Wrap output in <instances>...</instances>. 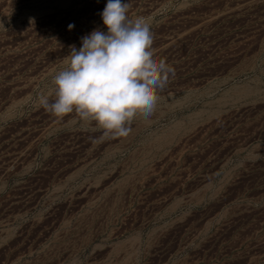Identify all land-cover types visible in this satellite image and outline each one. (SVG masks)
I'll return each instance as SVG.
<instances>
[{
	"label": "rangeland",
	"instance_id": "374dc122",
	"mask_svg": "<svg viewBox=\"0 0 264 264\" xmlns=\"http://www.w3.org/2000/svg\"><path fill=\"white\" fill-rule=\"evenodd\" d=\"M107 2L0 0V176L37 154L57 196L0 193V264H264V0H122L175 75L149 118L102 138L40 97L70 46L107 32Z\"/></svg>",
	"mask_w": 264,
	"mask_h": 264
},
{
	"label": "clouds",
	"instance_id": "9594fccd",
	"mask_svg": "<svg viewBox=\"0 0 264 264\" xmlns=\"http://www.w3.org/2000/svg\"><path fill=\"white\" fill-rule=\"evenodd\" d=\"M130 5L108 0L101 13L107 32L93 30L70 46L67 67L53 77L54 99L40 104L57 118L75 113L102 138L125 137L137 117L149 118L175 69L158 59L155 33L145 18L129 19ZM71 30L74 25H69Z\"/></svg>",
	"mask_w": 264,
	"mask_h": 264
},
{
	"label": "crops",
	"instance_id": "0c3cea01",
	"mask_svg": "<svg viewBox=\"0 0 264 264\" xmlns=\"http://www.w3.org/2000/svg\"><path fill=\"white\" fill-rule=\"evenodd\" d=\"M38 140V146L40 148L43 144L41 134H39L34 139V141ZM39 158V155L36 154L34 155L33 159H30V161L27 162L28 164L25 165L23 169L18 171L7 170L0 176V193L5 195L10 207L20 204H32L36 201L37 205H41L42 201H47L50 204L46 209L50 210L52 207L51 205L57 203V200L53 198V196H55L56 194H52L50 192L51 189H53V183L47 181V179L50 178L51 174L41 169L42 163L40 162ZM43 190L46 191L45 194H42ZM84 194L85 193H82V197L84 196ZM37 205L33 210H37ZM87 206L88 203L82 204L80 211L83 212L87 210ZM33 214L36 213L34 212ZM24 215H27L26 212L24 213ZM216 223L217 219H210L203 224V227L210 228L216 225ZM12 225H14V223ZM4 238H6V240L8 238L7 242H11L14 238H16V235H7ZM184 238L189 244L187 246V249H191L197 247V244L203 241L212 239V236L208 234H200L191 238L184 236L183 239ZM254 239L259 241L264 240V235L254 236Z\"/></svg>",
	"mask_w": 264,
	"mask_h": 264
}]
</instances>
